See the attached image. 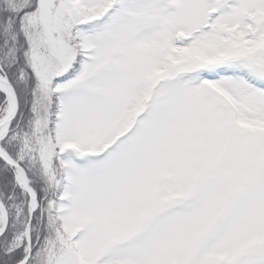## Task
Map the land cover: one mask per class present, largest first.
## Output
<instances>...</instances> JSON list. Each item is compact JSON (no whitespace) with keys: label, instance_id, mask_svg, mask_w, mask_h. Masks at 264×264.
I'll list each match as a JSON object with an SVG mask.
<instances>
[{"label":"snow or ice","instance_id":"6c2138e0","mask_svg":"<svg viewBox=\"0 0 264 264\" xmlns=\"http://www.w3.org/2000/svg\"><path fill=\"white\" fill-rule=\"evenodd\" d=\"M0 264H264V0H0Z\"/></svg>","mask_w":264,"mask_h":264}]
</instances>
